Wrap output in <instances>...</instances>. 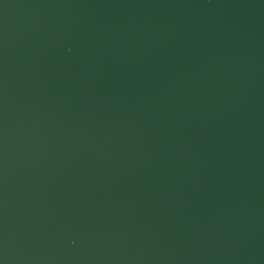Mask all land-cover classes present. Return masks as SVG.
Listing matches in <instances>:
<instances>
[{
    "label": "water",
    "instance_id": "water-1",
    "mask_svg": "<svg viewBox=\"0 0 264 264\" xmlns=\"http://www.w3.org/2000/svg\"><path fill=\"white\" fill-rule=\"evenodd\" d=\"M0 264H264V0H0Z\"/></svg>",
    "mask_w": 264,
    "mask_h": 264
}]
</instances>
